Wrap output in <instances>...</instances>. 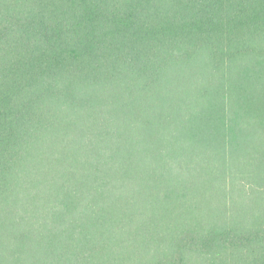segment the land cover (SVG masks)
I'll return each instance as SVG.
<instances>
[{"label":"trees","instance_id":"1","mask_svg":"<svg viewBox=\"0 0 264 264\" xmlns=\"http://www.w3.org/2000/svg\"><path fill=\"white\" fill-rule=\"evenodd\" d=\"M0 264H264V0H0Z\"/></svg>","mask_w":264,"mask_h":264}]
</instances>
